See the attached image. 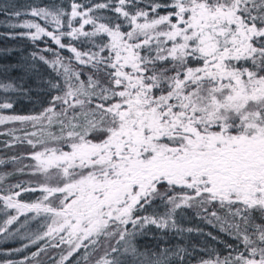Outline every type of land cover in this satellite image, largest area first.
Here are the masks:
<instances>
[{
    "label": "snow or ice",
    "instance_id": "1",
    "mask_svg": "<svg viewBox=\"0 0 264 264\" xmlns=\"http://www.w3.org/2000/svg\"><path fill=\"white\" fill-rule=\"evenodd\" d=\"M0 17L35 48L0 63V144L30 149L0 158V264H191L192 234L218 237L189 215L233 241L197 264H264V0H0Z\"/></svg>",
    "mask_w": 264,
    "mask_h": 264
},
{
    "label": "trees",
    "instance_id": "2",
    "mask_svg": "<svg viewBox=\"0 0 264 264\" xmlns=\"http://www.w3.org/2000/svg\"><path fill=\"white\" fill-rule=\"evenodd\" d=\"M21 2H23V0H21ZM0 19H3V17H0ZM9 31L7 28L0 26V33ZM16 31H21L20 29H17ZM41 48L44 47L43 43H41L39 45ZM3 47H10L13 49V52L5 57L0 56V63H15L17 60H20L23 57H26L28 55V53L32 52L35 50L33 44L31 41L26 40V39H0V48ZM54 47V45H53ZM65 55H67V53H65ZM36 97L34 96V99ZM34 110V105L31 103H26V102H22L21 104H19L17 106V113L18 114H28L30 112H32ZM19 134V133H18ZM9 139L6 136H0V141H5ZM30 149L28 148V146L23 145V146H17L11 149H7L4 150L3 149V145L0 144V158H4V157H10V156H14V155H20V154H24L27 151H29ZM25 163H28V161H25ZM13 170V166L9 165L7 168H0V172L2 171H12ZM33 180V182H35V178L32 177H28V176H15L11 178L12 183L17 182L18 180ZM39 195V193H35V194H26L24 196V199L26 201H31V200H35L37 198V196ZM2 218V217H0ZM185 227H191V228H203L205 232H211L213 234V236L218 237V239L216 241H212L210 239H208L207 237L204 236H200L196 233L192 234V243L194 245H197V247L199 249H201V251L195 253L194 255L196 256V259L193 260L191 262V264H197V261L201 258L204 259H208L210 255H215L216 253H219L221 256L226 254L225 251V245L226 244H231L233 243L232 239L228 236H226L225 234L218 232L215 228L204 224L203 222H201L199 219H196L195 217L189 215L185 218V223H184ZM6 247L7 248H16L19 247L18 243L15 242H6ZM31 251H35V248L31 249ZM27 254V253H25ZM13 258H19V257H13ZM45 264H50V262L47 260V258H45Z\"/></svg>",
    "mask_w": 264,
    "mask_h": 264
}]
</instances>
